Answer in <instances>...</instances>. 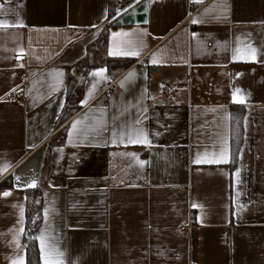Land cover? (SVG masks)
<instances>
[{
    "label": "crops",
    "instance_id": "obj_1",
    "mask_svg": "<svg viewBox=\"0 0 264 264\" xmlns=\"http://www.w3.org/2000/svg\"><path fill=\"white\" fill-rule=\"evenodd\" d=\"M108 2L0 0V264H26L40 182L39 264H264V0H128L114 16ZM140 4L144 22L101 43L133 62L80 78L88 46ZM69 75L79 109L56 128ZM140 130L147 143H130Z\"/></svg>",
    "mask_w": 264,
    "mask_h": 264
},
{
    "label": "trees",
    "instance_id": "obj_2",
    "mask_svg": "<svg viewBox=\"0 0 264 264\" xmlns=\"http://www.w3.org/2000/svg\"><path fill=\"white\" fill-rule=\"evenodd\" d=\"M128 4V0H109L108 2V14L114 16L117 11L122 9ZM116 17L112 18L105 26L104 31L100 38L92 42L88 46V51L79 61L76 63L77 68L80 70V78L84 77L91 68L97 65H103L107 68V71L113 76L127 68L133 60L125 57H110L106 54L105 49L101 43L106 39L107 33L110 28L114 27ZM77 80L69 75L65 102L60 111L58 119L56 121V128L60 127L71 115H73L78 109V100L80 97L81 84L76 85ZM243 116L244 106L241 104H231L229 107V144H230V166L234 167L240 145L242 143L243 135ZM66 126V125H65ZM65 126L60 130L58 139H50L47 147L48 150L53 146L62 144L64 141ZM47 157L45 158V162ZM7 186V182H1L0 187ZM41 187L42 183L37 187L30 188L27 195V203L25 208V222H24V236L33 238V235L40 223L41 213ZM26 248V264H33L34 259L37 260V249L34 245V239L32 244H27ZM37 264L38 260H37Z\"/></svg>",
    "mask_w": 264,
    "mask_h": 264
},
{
    "label": "water",
    "instance_id": "obj_3",
    "mask_svg": "<svg viewBox=\"0 0 264 264\" xmlns=\"http://www.w3.org/2000/svg\"><path fill=\"white\" fill-rule=\"evenodd\" d=\"M143 5H137L135 7H128L125 9L121 15L116 19L114 22L115 25H131L133 23H142L144 22V13H143ZM75 68L71 70L72 74H74ZM76 79H78V76H76ZM33 238L28 237L26 240V244H32ZM33 264H37V260L34 259Z\"/></svg>",
    "mask_w": 264,
    "mask_h": 264
},
{
    "label": "snow or ice",
    "instance_id": "obj_4",
    "mask_svg": "<svg viewBox=\"0 0 264 264\" xmlns=\"http://www.w3.org/2000/svg\"><path fill=\"white\" fill-rule=\"evenodd\" d=\"M195 22V21H193ZM9 25H6L4 22L0 21V27H7ZM17 27H22L23 25L22 24H18L16 25ZM83 103V102H82ZM137 123H139V121H137ZM129 142L130 143H147V136L146 134L140 130L136 136V138H132L131 136L129 137ZM197 163H200V162H208V163H213V162H226V157L224 155V153H221L220 154V157L217 159V158H212V159H207L206 161H202V160H197L196 161ZM5 195H7V193H5ZM44 249H43V244H42V253H43ZM46 264H48V262H46Z\"/></svg>",
    "mask_w": 264,
    "mask_h": 264
},
{
    "label": "built area",
    "instance_id": "obj_5",
    "mask_svg": "<svg viewBox=\"0 0 264 264\" xmlns=\"http://www.w3.org/2000/svg\"><path fill=\"white\" fill-rule=\"evenodd\" d=\"M139 63L140 64H143L144 62L143 61H139ZM177 86H178L177 83L172 82V81H169V80H166V81L163 82L162 91L163 92H168V91L176 88ZM188 228H189V226H185V225L184 226H181L180 227V231L182 233H187Z\"/></svg>",
    "mask_w": 264,
    "mask_h": 264
}]
</instances>
